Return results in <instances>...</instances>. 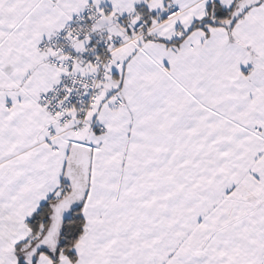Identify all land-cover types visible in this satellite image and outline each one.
<instances>
[{
    "label": "snow or ice",
    "instance_id": "obj_1",
    "mask_svg": "<svg viewBox=\"0 0 264 264\" xmlns=\"http://www.w3.org/2000/svg\"><path fill=\"white\" fill-rule=\"evenodd\" d=\"M0 264H264V0H0Z\"/></svg>",
    "mask_w": 264,
    "mask_h": 264
}]
</instances>
